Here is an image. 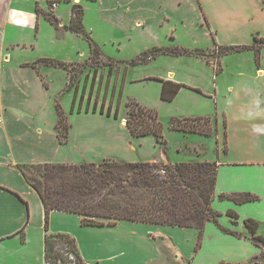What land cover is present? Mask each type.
<instances>
[{
	"label": "crops",
	"instance_id": "1",
	"mask_svg": "<svg viewBox=\"0 0 264 264\" xmlns=\"http://www.w3.org/2000/svg\"><path fill=\"white\" fill-rule=\"evenodd\" d=\"M87 1L97 2L102 18L113 24L114 40L131 38L149 24L154 10L164 18L160 10H165L169 3L176 8L178 3V0ZM61 4L49 11L47 0H0V264H46L45 208L20 164L96 162L122 151L124 146H129L130 152L135 144H145L144 150L148 149L149 141L145 140L148 135L134 136L125 125L113 124V117L99 114L78 113L72 119L69 117L68 141L60 142L55 95L47 78L55 69L64 68L32 64L42 57L81 62L90 56L89 45L79 51L71 44L72 39L81 35L65 29L73 2L67 18L61 14ZM46 11L60 19V28L45 16ZM74 49L73 59L68 55ZM102 52L108 59L125 61L110 57L103 49ZM258 69L262 75L263 69ZM163 78L183 82L174 77L173 71ZM184 88L172 100L164 101L176 102ZM254 98L240 103L239 112L230 115L227 109L224 111L229 118L225 159L202 156L198 147L204 140L189 138L193 134H207L173 129L188 137L177 151L189 148L194 152L190 160L180 161L217 163L212 207L218 212V221L208 220L200 239L199 230L194 227L131 220H120L114 225H85L80 215L59 210L50 213L48 231L73 236L86 264H264L263 247L247 237L250 231L244 223L246 218L257 220L258 233L264 236V97ZM72 99L73 96L69 108L63 106L68 116L73 114ZM149 139L152 144L153 139ZM76 155L81 156L72 158ZM174 155L164 145L156 156L142 160L180 162ZM247 192L257 198L240 202L232 196ZM230 211L237 217H232ZM258 256L260 260L254 261Z\"/></svg>",
	"mask_w": 264,
	"mask_h": 264
},
{
	"label": "rangeland",
	"instance_id": "2",
	"mask_svg": "<svg viewBox=\"0 0 264 264\" xmlns=\"http://www.w3.org/2000/svg\"><path fill=\"white\" fill-rule=\"evenodd\" d=\"M72 2L81 4L83 8L86 6L83 13H77V17H82L85 29L101 46L105 54L125 61L119 63L112 60L111 62L108 57L103 56L98 63L97 79L94 84L92 74L94 66L97 65L96 58L89 57L81 61L86 65L75 67L76 74L70 89H68L69 74H66L65 69H55L47 78L52 95H55V104L58 102L62 107L69 108L70 97L74 95V85L78 84V97L82 91H85L86 95L92 92V97H99V101L106 97L107 102L113 100L114 107L119 104L120 116L117 119L113 118L115 119L113 124L121 125L124 121L125 124L122 125L128 128L126 103L129 100H137L142 105L157 111L163 122V133L167 142L160 145L162 143L158 142L153 134H149L148 137L157 144L156 148L147 138L145 139L146 143L149 141L147 150L143 148L145 144H135L136 148L132 147V152L129 146H124L122 151L114 153L113 156L99 158L96 162L104 159L127 162L132 161L129 160L130 158L143 161L142 159H148L160 153V148L164 145H167L168 149L175 154L173 157L175 160H190L194 157L192 149L177 151L178 145L186 142L188 137L184 136L185 133L170 127V118L173 116L184 118L192 114L210 117L213 127L212 134L208 136L193 134L189 137L204 140L201 142L205 145H198L201 155L211 159H225L224 151L228 146L226 141L229 123L225 109L231 115L233 112L241 111L240 103L255 100L254 97H264V0H178L176 8L169 3L165 10H160L164 18L157 13V10H154L149 24L141 28L139 33L133 34L131 38L117 40H114L112 36L113 24L102 18L103 14L99 11L97 2L63 1L61 14L64 18L69 15ZM58 21L61 27L59 18ZM255 36L258 40L254 39ZM71 44L79 51L89 45L81 36L72 39ZM233 45H252V47L235 50L231 48ZM155 47H167L176 54L159 53L153 61L144 60V62L128 64L142 52ZM68 57L74 59L75 49L74 53L72 52ZM260 67L263 69L262 75L258 73ZM170 71H173L174 77L188 85L184 86L185 88L174 103L161 99V81L149 79L153 76L163 78ZM192 87H198L202 92ZM63 110L67 120L78 114L73 112L71 116H68L66 110L64 108ZM79 114H99L107 117L99 112L83 110ZM108 117L112 118V116ZM194 123L201 128L209 126L203 120ZM96 125L101 126L100 123ZM217 131H219L218 136H216ZM76 156L72 158L77 159L81 155ZM247 237L252 239L251 233L247 234ZM262 257H264V251ZM71 261L75 263L76 257Z\"/></svg>",
	"mask_w": 264,
	"mask_h": 264
},
{
	"label": "trees",
	"instance_id": "3",
	"mask_svg": "<svg viewBox=\"0 0 264 264\" xmlns=\"http://www.w3.org/2000/svg\"><path fill=\"white\" fill-rule=\"evenodd\" d=\"M79 12L83 13V6L74 3L70 21L65 29L80 34L88 41L89 57L96 58L97 63L92 74L94 84L97 79L98 63L103 52L100 45L85 29L82 17H77ZM45 16L57 28L60 27L58 18L53 13H45ZM254 39L258 40V37L255 36ZM251 47L252 45L231 46L235 50ZM159 53L176 54L167 47H155L142 52L128 64H136L144 60L147 62ZM109 60L112 62L113 59L109 58ZM37 64L64 68L70 75L68 89L73 86L75 67L86 65L52 57L39 58L32 65L36 67ZM149 79L162 82L160 96L161 99L168 101L172 100L182 87L188 86L183 82H174L159 76ZM74 86L71 113H79L83 110L99 112L115 119L119 118V104L114 107L112 99L107 102L106 97H103L99 101V97L93 98L92 92L86 95L85 91H82L78 97L79 86L78 84ZM192 88L202 92L198 87ZM126 104L128 107L127 127L132 135L141 137L153 134L158 142H166L163 122L155 109L148 108L137 100H129ZM56 108L59 115L56 124L58 137L61 143H66L70 123L64 116L61 103L57 102ZM202 120L209 124L207 128L198 127L194 123ZM211 124V119L207 116L184 118L173 116L170 118L172 129L185 132L210 135L213 130ZM19 168L29 184L38 192L45 208L46 264H86L73 236L68 233L48 231L50 213L54 210L76 213L81 216V221L85 225H114L120 220H131L194 227L199 230V239L208 220L218 221V212L212 207L217 175L216 162L180 161L163 164L162 161L119 162L104 159L99 162L20 164ZM232 196L240 202L257 198L249 192ZM229 214L237 217L234 212L230 211ZM244 223L254 242L264 247V236L258 233L260 223L253 218H246ZM222 229L238 236L241 235L237 231L224 227ZM64 244L75 252V263L61 251L60 246ZM261 259L264 260V257ZM253 260L258 261L260 258L258 256Z\"/></svg>",
	"mask_w": 264,
	"mask_h": 264
},
{
	"label": "built area",
	"instance_id": "4",
	"mask_svg": "<svg viewBox=\"0 0 264 264\" xmlns=\"http://www.w3.org/2000/svg\"><path fill=\"white\" fill-rule=\"evenodd\" d=\"M63 0H47V6L49 11L56 10L59 5L62 3ZM66 1V0H65ZM61 251L64 253V255L68 256L69 259H75L76 254L74 251L70 249L67 245L60 246Z\"/></svg>",
	"mask_w": 264,
	"mask_h": 264
},
{
	"label": "bare ground",
	"instance_id": "5",
	"mask_svg": "<svg viewBox=\"0 0 264 264\" xmlns=\"http://www.w3.org/2000/svg\"><path fill=\"white\" fill-rule=\"evenodd\" d=\"M261 75V74H260ZM122 124H125V122L124 121H122Z\"/></svg>",
	"mask_w": 264,
	"mask_h": 264
}]
</instances>
